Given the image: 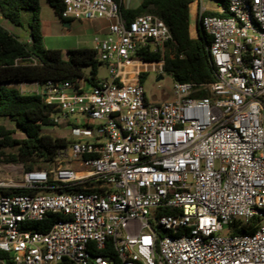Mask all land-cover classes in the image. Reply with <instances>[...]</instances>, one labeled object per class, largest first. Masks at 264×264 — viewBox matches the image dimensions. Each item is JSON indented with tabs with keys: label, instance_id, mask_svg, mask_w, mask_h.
Returning a JSON list of instances; mask_svg holds the SVG:
<instances>
[{
	"label": "built area",
	"instance_id": "2783aa9c",
	"mask_svg": "<svg viewBox=\"0 0 264 264\" xmlns=\"http://www.w3.org/2000/svg\"><path fill=\"white\" fill-rule=\"evenodd\" d=\"M127 1L62 0V20L108 22L93 39L108 79L36 91L73 142L48 169L7 167L16 180L0 188L35 193L0 196V264H264V0H224L226 17L194 0L215 81L205 98L173 83L159 103L140 76L163 62L138 54L171 36L155 15L125 22ZM47 214L59 218L45 233L28 227ZM243 226L253 232L231 234Z\"/></svg>",
	"mask_w": 264,
	"mask_h": 264
},
{
	"label": "trees",
	"instance_id": "16d2710c",
	"mask_svg": "<svg viewBox=\"0 0 264 264\" xmlns=\"http://www.w3.org/2000/svg\"><path fill=\"white\" fill-rule=\"evenodd\" d=\"M119 3V0H114ZM194 0H141L137 6L119 5V13L125 22L137 16L150 14L157 16L167 27L171 40L157 50L141 51V59L146 62L162 61V73L167 74L172 83H190L198 89L192 96H209L207 86L215 81V70L207 54L210 38L196 27L195 37L190 34L189 7ZM208 1V0H205ZM222 8L223 13L206 12L208 16H227L224 0H212ZM54 15L62 23L60 12L62 0H45ZM40 0H0V19L14 28L28 30V41H21L14 33L0 24V120L10 122L14 130L0 125V164L23 165L25 171L41 170V166L55 164L59 150L66 148L73 140L53 138L43 134L45 128L56 127L53 121L59 110L55 104H46L41 93L25 94L17 88L21 84L45 86L69 83L79 89L97 83V68L102 65L96 59L93 49L67 50L65 56L59 50H49L42 46L40 27ZM145 74L140 76L143 82ZM14 131L22 135L13 138ZM76 190V189H75ZM78 190V189H77ZM64 192H72L70 189ZM35 191L22 188H0V196L32 195ZM58 215L47 214L42 222H34L29 228L45 233ZM250 227H240L231 231L232 235L251 234ZM106 251L99 255L107 256ZM108 257V256H107ZM114 261V260H113Z\"/></svg>",
	"mask_w": 264,
	"mask_h": 264
},
{
	"label": "rangeland",
	"instance_id": "374dc122",
	"mask_svg": "<svg viewBox=\"0 0 264 264\" xmlns=\"http://www.w3.org/2000/svg\"><path fill=\"white\" fill-rule=\"evenodd\" d=\"M140 1L141 0H129L127 6L135 7ZM40 3L43 8L39 17L43 18L46 21L48 27V32H46L42 40V46L45 49L59 50L62 55L65 56L66 51L70 49H90L93 47V39L95 35L92 33L90 27H88L87 25H83L77 21L72 22L69 28H65L63 26V23L55 17L53 10L48 5H46L45 0H40ZM205 4L211 6L208 2H205ZM0 24L12 33L17 32L16 30L18 28H14L6 21L0 19ZM190 25H192L191 17ZM191 37H195V31L193 30L191 31ZM158 76L162 77L160 81H156V78ZM96 78L98 79V81L108 79V70L105 66L101 65L97 68ZM172 85L173 83L167 74H158L157 72L151 70L148 71L142 82L145 97L147 101L151 103H159L170 100L172 98ZM21 89L24 91L25 94H35L37 90L43 91V87L30 84L23 85ZM0 125L4 126L8 130L15 129L14 125L7 121L0 120ZM43 134L53 138L73 140L70 134V129L64 121H60L56 127L45 128L43 130ZM12 136L16 139L22 138V135L17 131H14V134ZM9 166H21L25 171L24 166L20 164H0L1 180H16V178H13V176H11L12 170L7 169V167ZM41 167L43 168L41 170L50 168L45 166Z\"/></svg>",
	"mask_w": 264,
	"mask_h": 264
},
{
	"label": "crops",
	"instance_id": "0c3cea01",
	"mask_svg": "<svg viewBox=\"0 0 264 264\" xmlns=\"http://www.w3.org/2000/svg\"><path fill=\"white\" fill-rule=\"evenodd\" d=\"M128 2H129V0L126 3H124V5L127 6V3ZM46 5H48V4L46 3ZM40 7H41V10H42L43 6L41 5V3H40ZM41 10H40V13H41ZM192 13H193L192 9H189V15H190L191 20H192V25H190V34H191V31L192 30L195 31V33H196V24H195V22L193 20V14ZM39 19H40V27H41L42 38H43L45 36L46 32H48V30H47L48 27H47L46 21L43 18L39 17ZM72 22H77V21L76 20H72ZM72 22L69 23V27L71 26ZM78 22H80L83 25H87L88 27H90L91 30H92V33L95 35V37L96 36H99V35H103V34H105L107 32L108 22L106 20H104V19H94V20H90V21H78ZM16 31L17 32L14 33V34L21 41H25V42L28 41L29 37H28V30H27L26 27L25 28H22L21 30L17 29ZM90 49H93V47L90 48ZM23 85L24 84H21V85H18L17 86V88L19 89V91L22 92V93H24V91L21 89V87ZM30 85H34V84H30Z\"/></svg>",
	"mask_w": 264,
	"mask_h": 264
},
{
	"label": "water",
	"instance_id": "95a60500",
	"mask_svg": "<svg viewBox=\"0 0 264 264\" xmlns=\"http://www.w3.org/2000/svg\"><path fill=\"white\" fill-rule=\"evenodd\" d=\"M63 26H64L65 28H68V27H69V23H63ZM161 79H162V77L159 76V77L156 78V81H160Z\"/></svg>",
	"mask_w": 264,
	"mask_h": 264
}]
</instances>
